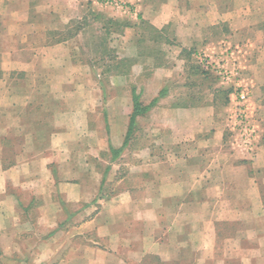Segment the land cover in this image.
Here are the masks:
<instances>
[{"label": "crops", "instance_id": "crops-1", "mask_svg": "<svg viewBox=\"0 0 264 264\" xmlns=\"http://www.w3.org/2000/svg\"><path fill=\"white\" fill-rule=\"evenodd\" d=\"M64 2L0 0L2 255L264 264V0H127L130 13L79 0L97 23L115 19L69 35ZM221 40L246 48L263 131L253 157L230 144L226 90L197 65ZM92 41L112 56L106 80L81 59ZM133 93L156 103L129 127Z\"/></svg>", "mask_w": 264, "mask_h": 264}, {"label": "built area", "instance_id": "built-area-1", "mask_svg": "<svg viewBox=\"0 0 264 264\" xmlns=\"http://www.w3.org/2000/svg\"><path fill=\"white\" fill-rule=\"evenodd\" d=\"M103 4L120 13L131 12L125 0H104ZM196 61L228 92L224 124L230 144L244 155L255 156L263 131L252 88L247 83L246 48L221 40L212 54L196 53Z\"/></svg>", "mask_w": 264, "mask_h": 264}, {"label": "rangeland", "instance_id": "rangeland-1", "mask_svg": "<svg viewBox=\"0 0 264 264\" xmlns=\"http://www.w3.org/2000/svg\"><path fill=\"white\" fill-rule=\"evenodd\" d=\"M77 1H79V0H74V1L73 0H71V1L65 0V2L63 3V5L60 8L59 13H58L62 17V19L65 20L67 18V21L69 22V24H67V30H68V32H70V33H68V35L73 34V33L75 34L80 29L87 30L86 33L89 34L91 31L94 32L96 30H99L103 18H104V20H109L111 18L115 19V17H113V15L110 14L109 12L106 13L104 11H100V13H99L100 14V18H99L100 22L97 23L96 21L98 19L96 20L95 17H92V15H95V12L92 11L89 6L85 7V5L82 3L81 4L83 5V7L79 8L77 6L78 5ZM98 1H100V0H98ZM125 1L127 2V0H125ZM101 3L103 4L104 0H101ZM108 8H110V7H108ZM133 9L135 10V7ZM113 11H115V10H113ZM135 14L139 15L138 10L137 11L135 10ZM58 25H56V28H59ZM104 25H105V27L109 26V24H107V23H105ZM102 36H104V35H102ZM108 40H109V38L107 39V41ZM111 40H113V39H111ZM110 43H111V41H110ZM72 44L75 47H78V48L81 47L79 45L81 43H80V40L78 38L74 39ZM95 44H96L95 41H92L91 45L88 48V50H89L88 55L87 56L82 55L81 59H82V61L86 60L87 62H91L95 67H98L99 69H97V72H99V73L103 72L102 77L104 78V80H106L109 77L108 73H110L109 68H110V60L112 59V56L110 54L107 57H103V59H101V56H98L102 61H95V58L98 59L97 55H95L96 50L93 49ZM81 45L83 46V44H81ZM83 50H84V48H83ZM92 51H94V52L92 53ZM84 52H85V50H84ZM89 94H93V93L91 91H89ZM38 218H39V216L37 214L32 213V215H28V216L26 215L25 216V221L27 220L28 222H31L35 225L38 222ZM30 233L32 235L33 233H35V231L32 230V231H30ZM29 236H30V234L24 235V237H25L24 239H27ZM2 254L3 253H1V251H0V264H31V262H24V263L17 262L16 261L17 257L11 259V257L3 256ZM32 264H34V263H32Z\"/></svg>", "mask_w": 264, "mask_h": 264}, {"label": "trees", "instance_id": "trees-1", "mask_svg": "<svg viewBox=\"0 0 264 264\" xmlns=\"http://www.w3.org/2000/svg\"><path fill=\"white\" fill-rule=\"evenodd\" d=\"M113 26L114 27H121L123 26V24H119L118 22H113ZM127 26V25H126ZM110 28V27H108ZM121 29V28H120ZM119 29V30H120ZM144 29V27H143ZM106 55V54H104ZM104 55L101 56V58L104 57ZM195 57H196V54H195ZM198 68L200 69V71L205 75H208L212 78H214L211 74H209L208 72L204 71L199 65H198ZM110 72V70H109ZM215 79V78H214ZM228 95V92L226 91V96ZM156 103V100H154L153 102L149 103L147 106H144L141 102H140V99H139V96L135 95L134 93L132 94V112H131V115L129 117V127L134 123V120L137 116L139 115H142L144 114L147 110H149L152 106H154V104ZM130 129V128H129ZM129 133V132H128ZM128 136V134L126 135V137ZM261 140H262V136H261ZM261 142V141H260ZM126 145V139L123 143V146L124 147ZM122 148H120L119 150L117 151H113L111 148H110V152L114 154V156H117V154H119L121 152Z\"/></svg>", "mask_w": 264, "mask_h": 264}]
</instances>
